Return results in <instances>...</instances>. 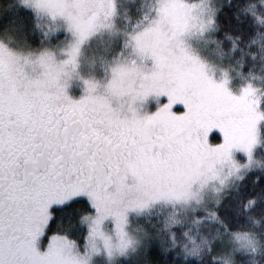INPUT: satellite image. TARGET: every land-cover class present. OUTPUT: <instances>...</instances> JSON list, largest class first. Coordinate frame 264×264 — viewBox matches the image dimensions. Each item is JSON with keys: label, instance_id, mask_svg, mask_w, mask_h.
Instances as JSON below:
<instances>
[{"label": "snow or ice", "instance_id": "6c2138e0", "mask_svg": "<svg viewBox=\"0 0 264 264\" xmlns=\"http://www.w3.org/2000/svg\"><path fill=\"white\" fill-rule=\"evenodd\" d=\"M37 6L64 16L76 40L59 66L42 54L35 76L0 45V264H86L61 236L37 249L51 203L86 196L96 213L88 235L102 236L110 250L100 230L105 216L121 232L128 209L186 197L193 181L215 175V163L231 159L232 149L250 151L264 112L251 86L233 93L226 78L213 79L183 45L188 21L180 0H164L155 20L131 34L151 66L117 65L105 84L110 95L164 94L165 103L150 114L131 105L122 113L88 80L85 94L73 99L62 65L74 64L80 41L113 11L111 0H42ZM87 8L91 14L83 15ZM175 102L183 111L171 110ZM212 128L219 143L208 141Z\"/></svg>", "mask_w": 264, "mask_h": 264}, {"label": "rangeland", "instance_id": "374dc122", "mask_svg": "<svg viewBox=\"0 0 264 264\" xmlns=\"http://www.w3.org/2000/svg\"><path fill=\"white\" fill-rule=\"evenodd\" d=\"M222 0H180L187 12L188 27L180 39L189 52L199 58L205 70L213 79L226 78V86L239 93L244 86H251L258 97L257 107L261 112L264 100V74L260 68L247 74L242 72L243 62L233 57L232 52H225L212 34L215 30V13ZM42 0H18V5L32 12L34 23L41 38L40 46L27 48L17 41L16 51H12L17 62L25 73L35 76L40 72L38 58L42 54L50 56L52 62H59L67 56V50L76 40L73 31L68 28L64 16L50 14L38 7ZM106 2V0H105ZM164 0H111L113 11L83 40L80 41L75 54L74 64H64L65 72L61 79L65 84L66 93L73 99L85 94V80L95 82L94 92L108 96L113 108L127 113L129 106L138 114H150L166 102L164 94H148L143 99H132L128 95H110L105 84L113 75L112 69L117 65L151 66L150 57H141L133 47L131 34H134L152 23L157 16V8ZM91 8L83 11L90 15ZM101 20L104 18L101 16ZM8 41H12L9 39ZM256 44V42H255ZM260 73V74H259ZM174 112L183 111V105L175 102L171 106ZM264 118L257 121L256 140L248 153L240 149H232L230 160L215 163V175L201 176L193 181L188 188L186 197L178 199L149 200L144 206L127 210L118 232L113 218L105 216L100 230L108 237L111 248L106 250L104 239L100 235L89 236V224L96 214L86 196H79L48 206L49 216L42 231L36 238L38 250H45L53 235L64 237L71 242V249L84 257L86 264H121L122 262L138 261L151 245L156 244L164 251H173L186 259L208 256L224 264H238V257L257 253L263 246V238L248 232H222L205 228L215 218L214 209L221 200L236 186V183L254 168L264 169V160L257 157L256 150L264 149L261 128ZM220 133L217 129H209L208 141L216 144L212 136ZM84 199L92 208V212L83 216L82 224L86 233L82 242L70 239L62 234H48L47 226L51 219V210L67 205L73 200ZM204 213L198 217L197 213ZM87 237V238H86ZM95 248L96 250H93Z\"/></svg>", "mask_w": 264, "mask_h": 264}, {"label": "trees", "instance_id": "16d2710c", "mask_svg": "<svg viewBox=\"0 0 264 264\" xmlns=\"http://www.w3.org/2000/svg\"><path fill=\"white\" fill-rule=\"evenodd\" d=\"M0 32L14 36L27 48L40 46L41 35L37 30L32 12L18 5V0H0ZM213 38L225 52H232L234 58L244 64V74L260 68L264 74V0H222L215 13ZM256 42V44H255ZM259 73V74H260ZM264 86V85H263ZM264 110V100L261 102ZM264 141V125L261 128ZM214 142L219 141L213 135ZM258 158L264 160V149L256 150ZM92 208L84 199H76L67 205L51 210L47 226L48 234H62L82 242L85 237L83 216L90 214ZM215 218L205 228L222 232H248L258 234L264 241V169L248 171L236 186L214 209ZM204 213H197L198 217ZM238 264H264V244L254 254L238 257ZM121 264H224L206 256L186 259L173 251H164L153 244L138 261Z\"/></svg>", "mask_w": 264, "mask_h": 264}, {"label": "flooded vegetation", "instance_id": "af4514ba", "mask_svg": "<svg viewBox=\"0 0 264 264\" xmlns=\"http://www.w3.org/2000/svg\"><path fill=\"white\" fill-rule=\"evenodd\" d=\"M9 39H12V41H8ZM18 39H16L11 34H7L6 32H0V45H3L6 49L12 51H16V43ZM16 42V43H15Z\"/></svg>", "mask_w": 264, "mask_h": 264}]
</instances>
